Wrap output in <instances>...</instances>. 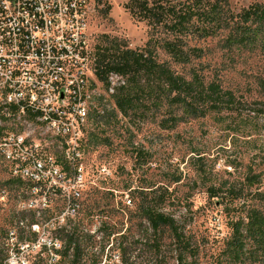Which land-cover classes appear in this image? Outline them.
<instances>
[{"label": "rangeland", "instance_id": "obj_1", "mask_svg": "<svg viewBox=\"0 0 264 264\" xmlns=\"http://www.w3.org/2000/svg\"><path fill=\"white\" fill-rule=\"evenodd\" d=\"M128 1L88 0L84 8L88 57L73 72L85 80V101L75 104L67 89L48 106L64 112L67 134L58 135L33 112L6 119L1 116L6 109L0 108V264H32L46 257L52 244L60 246L55 230L76 224L85 233L84 244L94 245V252L104 250V262L179 264L174 234L149 227L141 209L147 206L176 220L196 253L187 264H228L225 249L236 215L227 190L243 186L247 175H260L264 189V57L247 50L227 52L221 37L208 39L198 44L205 51L199 67L172 68L218 81L234 95L232 110L167 129L159 124L161 115L155 120L141 111L125 116L115 104L122 78L113 76L115 89H108L95 75L94 61L107 37L131 49L143 48L150 39L148 23L125 9ZM255 1L230 0V5L239 12ZM158 53L168 59L163 50ZM79 106L86 112L82 120L74 111ZM9 134L23 140L29 154L60 162L54 168L63 180L25 191L21 181H29L14 172L20 164L9 158L15 145H1ZM64 163L73 171L63 170ZM211 189L222 196L212 198Z\"/></svg>", "mask_w": 264, "mask_h": 264}, {"label": "trees", "instance_id": "obj_2", "mask_svg": "<svg viewBox=\"0 0 264 264\" xmlns=\"http://www.w3.org/2000/svg\"><path fill=\"white\" fill-rule=\"evenodd\" d=\"M125 9L131 17L148 23L150 39L143 48L131 49L107 37L94 61L95 75L105 85L110 74L125 78V83L115 89V104L123 115L141 111L147 118L150 113L154 120L161 115L159 124L167 129L189 118L232 110L234 95L218 81L206 82L196 71L179 73L172 67H199L205 51L198 44L218 37L227 52L247 50L264 57V0L239 12L232 10L230 0H129ZM158 49L168 59H162ZM63 165V170L73 171L71 165ZM244 180L240 188L227 190L236 217L230 223L226 260L228 264H264V189L260 175H247ZM21 186L27 191L35 185L21 181ZM210 196L222 195L211 189ZM141 209L154 232L167 228L174 234L179 264L196 255L172 216L153 207ZM79 227L56 229L60 246L52 244L48 255L32 264H116L103 261L104 250L94 252V245L84 244L85 233ZM121 262L125 264L123 259Z\"/></svg>", "mask_w": 264, "mask_h": 264}, {"label": "built area", "instance_id": "obj_3", "mask_svg": "<svg viewBox=\"0 0 264 264\" xmlns=\"http://www.w3.org/2000/svg\"><path fill=\"white\" fill-rule=\"evenodd\" d=\"M87 3L88 0H0V108L6 109L2 117L33 112L58 135L67 134L68 124L62 121L64 112H55L48 106L55 94L62 95L67 89L73 92L75 104L85 101V80L77 79L73 71L88 57L82 31ZM113 76L118 75L110 74L108 89ZM124 83L122 78L120 85ZM74 111L84 119V108L79 106ZM12 144L15 147L8 151L9 158L20 164L14 172L33 183V189L60 177L63 180L62 171L54 168L61 165L57 160L29 154L31 149L23 146V140L10 134L1 143L5 147Z\"/></svg>", "mask_w": 264, "mask_h": 264}]
</instances>
